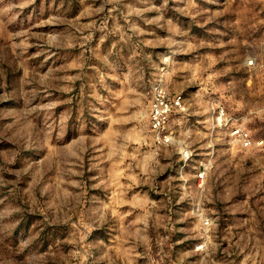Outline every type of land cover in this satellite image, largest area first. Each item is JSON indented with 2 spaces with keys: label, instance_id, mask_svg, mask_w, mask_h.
<instances>
[{
  "label": "rangeland",
  "instance_id": "rangeland-1",
  "mask_svg": "<svg viewBox=\"0 0 264 264\" xmlns=\"http://www.w3.org/2000/svg\"><path fill=\"white\" fill-rule=\"evenodd\" d=\"M0 264H264V0H0Z\"/></svg>",
  "mask_w": 264,
  "mask_h": 264
},
{
  "label": "built area",
  "instance_id": "built-area-1",
  "mask_svg": "<svg viewBox=\"0 0 264 264\" xmlns=\"http://www.w3.org/2000/svg\"><path fill=\"white\" fill-rule=\"evenodd\" d=\"M182 102L183 97L180 93L172 96L161 85L154 90L149 104V116L150 125L152 127V130L155 131L157 139L162 138L163 140L164 137L166 141L170 140L168 134H166L169 116L174 109L182 107ZM234 134L240 136L245 144L251 143L250 137L243 130L239 128L235 129ZM196 176L198 179L203 180L204 177H206V169H202L199 173L196 174ZM200 248H202V246Z\"/></svg>",
  "mask_w": 264,
  "mask_h": 264
}]
</instances>
